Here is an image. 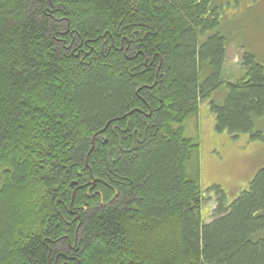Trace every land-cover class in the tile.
Here are the masks:
<instances>
[{
    "label": "trees",
    "instance_id": "1",
    "mask_svg": "<svg viewBox=\"0 0 264 264\" xmlns=\"http://www.w3.org/2000/svg\"><path fill=\"white\" fill-rule=\"evenodd\" d=\"M220 1L0 0V264H264V168L203 191L185 134L207 103L264 141V58L224 75Z\"/></svg>",
    "mask_w": 264,
    "mask_h": 264
},
{
    "label": "rangeland",
    "instance_id": "2",
    "mask_svg": "<svg viewBox=\"0 0 264 264\" xmlns=\"http://www.w3.org/2000/svg\"><path fill=\"white\" fill-rule=\"evenodd\" d=\"M217 6L218 31L228 42L223 71L235 80L243 72L241 59L245 53L252 54L258 62L264 58V0H221ZM224 90L215 92L212 100L219 102ZM186 124V136L198 140L200 145L202 190L217 186L228 201L235 199L255 173L264 168V141L252 140L246 134L231 137L216 133L207 103L201 106L197 121L192 118ZM206 205L215 207V199Z\"/></svg>",
    "mask_w": 264,
    "mask_h": 264
}]
</instances>
